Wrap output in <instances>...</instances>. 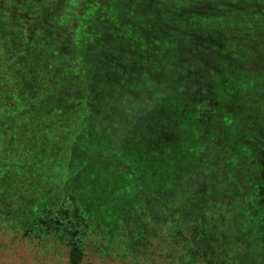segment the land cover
I'll use <instances>...</instances> for the list:
<instances>
[{"label": "rangeland", "instance_id": "374dc122", "mask_svg": "<svg viewBox=\"0 0 264 264\" xmlns=\"http://www.w3.org/2000/svg\"><path fill=\"white\" fill-rule=\"evenodd\" d=\"M1 58L26 100L59 113L66 149L79 113L104 106L120 128L102 136L85 118L90 144L117 143L135 161L126 140L142 151L163 138L182 158L165 152L184 214L198 220L215 201L264 250V0H0ZM148 150L141 164L155 161ZM50 252L0 228V264L65 263Z\"/></svg>", "mask_w": 264, "mask_h": 264}, {"label": "trees", "instance_id": "16d2710c", "mask_svg": "<svg viewBox=\"0 0 264 264\" xmlns=\"http://www.w3.org/2000/svg\"><path fill=\"white\" fill-rule=\"evenodd\" d=\"M4 72L0 228L27 239L45 255H65L64 264H264V250L256 239L235 233L230 222L220 218L215 201L204 206L198 220L184 214L187 201L176 189L182 178L167 166L165 152L174 161L182 158L170 143L157 138L160 145L137 151L141 139L126 140L127 149L121 142L120 148L135 161L127 156L120 160L117 143L93 136L90 144L85 118L98 120L102 136L120 128L101 106L96 115L87 109L79 113L66 149V123L59 113H43L41 96L26 100V90L16 83L21 76ZM147 149L155 161L141 164ZM61 158L67 163L65 172L59 167ZM177 169L182 174V168ZM231 201L228 208H234Z\"/></svg>", "mask_w": 264, "mask_h": 264}]
</instances>
